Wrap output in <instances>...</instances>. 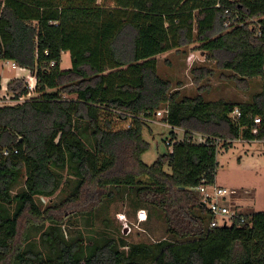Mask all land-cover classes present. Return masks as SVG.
Instances as JSON below:
<instances>
[{
    "label": "trees",
    "instance_id": "trees-1",
    "mask_svg": "<svg viewBox=\"0 0 264 264\" xmlns=\"http://www.w3.org/2000/svg\"><path fill=\"white\" fill-rule=\"evenodd\" d=\"M226 10L236 22L228 28ZM194 43L240 87L264 79V0L0 1V63L27 69L40 96L0 107V264H264V212L210 230L196 190L215 184L221 150L264 142V86L246 103L182 96L160 75L157 57ZM193 73L196 83L212 75ZM8 91L18 101L30 96L26 79L10 81ZM160 110L184 139L173 132L172 151L148 166L144 131ZM67 168L74 191L41 209L36 198H52L56 171ZM23 173L26 191L14 196ZM132 195L137 211L165 222L164 240L127 243L104 231L86 246L66 237V214L100 215Z\"/></svg>",
    "mask_w": 264,
    "mask_h": 264
},
{
    "label": "rangeland",
    "instance_id": "rangeland-1",
    "mask_svg": "<svg viewBox=\"0 0 264 264\" xmlns=\"http://www.w3.org/2000/svg\"><path fill=\"white\" fill-rule=\"evenodd\" d=\"M232 20L226 23L230 24L233 22ZM62 59L61 68L63 70L70 69L71 54L69 52L63 53ZM157 59L160 75L169 80L173 90H179L184 97H194L202 93L208 101L226 100L246 103L250 102L254 95L260 93L264 86L263 78H255L248 81L247 89L240 87L237 82L229 79L230 72L219 69L217 63L211 59V55L200 49L199 43L185 46L180 50L169 51L158 56ZM12 68L18 67H14L10 62H2L0 74L13 79L16 71ZM199 68L212 71V75L196 83L193 70ZM26 81L30 91V96H27L30 98L26 99L40 97L35 92V78H27ZM13 97L14 95L10 92L0 97V107L24 101V99L15 100ZM161 119L148 122L144 131V139L150 144V149L144 154L142 160L148 166L153 165L159 157L172 150L169 143L172 141L173 132L176 134V141L184 139L183 130L172 129ZM125 126L127 127V124ZM195 138L197 142L203 140L201 135H197ZM218 157L219 165L216 179L220 185L225 187L234 198L245 199L247 202L252 201L253 210L248 212L242 210V212L247 214L254 210L264 211V142L239 140L234 142L231 149L221 150ZM56 172L61 176V186L52 198H36L41 209L45 210L47 207L65 200L76 187L77 180L71 168ZM143 181L148 183L146 179ZM25 183L26 176L23 173L12 194L15 196L26 191ZM137 207L132 195L128 198L119 197L113 200L106 205V208L100 209V215L98 213L94 216L68 213L65 215L67 224L64 226V232L68 239L83 240L86 246L92 245L101 235H105L104 231L113 234L117 239H123L127 243L153 244L164 240L167 237L165 222L159 219L156 214L151 217L148 209L145 208L148 219L146 222L140 223L137 219L139 213ZM10 208L13 211L15 204ZM32 241L39 242V234L33 232Z\"/></svg>",
    "mask_w": 264,
    "mask_h": 264
},
{
    "label": "built area",
    "instance_id": "built-area-1",
    "mask_svg": "<svg viewBox=\"0 0 264 264\" xmlns=\"http://www.w3.org/2000/svg\"><path fill=\"white\" fill-rule=\"evenodd\" d=\"M225 15H227V19H228L227 22H230L232 19H233L232 23L235 22V18L232 17L231 12L229 10L225 11ZM232 23L230 24L226 23L225 26L228 28L230 27ZM12 65L14 67L17 66L14 63H12ZM12 105H15V104H12ZM166 113H167L166 110H160L159 112L156 113L154 118L164 119ZM231 117L237 121L239 118L241 119L240 109L236 108L231 114ZM254 122L256 125H259L261 123V119L259 120V118H256ZM253 132L254 134H256L257 129H255ZM200 142H204V140ZM10 153L11 152L9 151H5V155H8ZM196 190L199 193V195H201L202 201L209 211V214L211 217V221L209 225L210 230H214L216 228H222V227H230L233 225V221L236 220L237 218L240 219L241 222H245V217H244L245 215H240L236 209H232L230 207L229 201H228L227 189L220 187L216 184H202ZM137 219L140 223L146 222L148 219V214L146 210H140L139 213L137 214Z\"/></svg>",
    "mask_w": 264,
    "mask_h": 264
},
{
    "label": "crops",
    "instance_id": "crops-1",
    "mask_svg": "<svg viewBox=\"0 0 264 264\" xmlns=\"http://www.w3.org/2000/svg\"><path fill=\"white\" fill-rule=\"evenodd\" d=\"M10 63H12V62H10ZM13 70L16 71L15 77L13 79L7 78L6 76H3L2 74H0V97H3L5 95H7V93H9L8 84L10 81H12L14 79L34 78L30 75V72L27 69H23V68L18 67V68L13 69ZM33 91H34V89H33ZM26 98H30V97H26ZM26 98L24 100H26ZM215 183H216V185L223 187L222 185H220V183L218 182L217 179H216ZM223 188H225V187H223ZM228 201H229L230 207L232 209H237V211L240 215L246 214V213H243L242 210H244L245 212H248L254 207V206H252V201L247 202V200H245V199L234 198L232 195L229 194V192H228ZM253 212H264V211H255L254 210Z\"/></svg>",
    "mask_w": 264,
    "mask_h": 264
},
{
    "label": "bare ground",
    "instance_id": "bare-ground-1",
    "mask_svg": "<svg viewBox=\"0 0 264 264\" xmlns=\"http://www.w3.org/2000/svg\"><path fill=\"white\" fill-rule=\"evenodd\" d=\"M216 184V183H215ZM204 204V203H203ZM205 205V204H204Z\"/></svg>",
    "mask_w": 264,
    "mask_h": 264
}]
</instances>
